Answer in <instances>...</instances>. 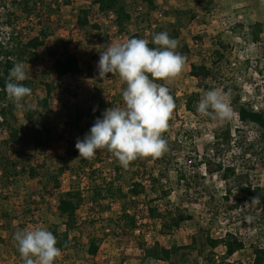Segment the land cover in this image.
Segmentation results:
<instances>
[{"label": "rangeland", "instance_id": "1", "mask_svg": "<svg viewBox=\"0 0 264 264\" xmlns=\"http://www.w3.org/2000/svg\"><path fill=\"white\" fill-rule=\"evenodd\" d=\"M72 1L74 3L69 9L79 11L85 3L91 5L94 0ZM142 1L139 0V2ZM231 1L217 0L212 11L208 13L200 7V4L207 5L208 0H156L157 9L156 11L152 10L151 15L154 19V27L157 26V22L165 26L172 25L177 22V16L181 17L182 38L179 40L176 51L186 57V63L181 76L168 85L176 105L174 109L175 125L171 126L173 133L189 129L203 131L204 136L198 140L195 149L199 154L204 155L208 149L214 148L217 137L223 131L231 129L235 138L242 142L243 148L239 149L236 146L232 153L219 160L227 164L242 165L240 172L245 176L244 180L248 191L242 194L235 192L234 196L246 199L245 204L253 210V208L261 209L257 189H260L264 197V155L260 161L259 157L252 156L251 152L247 157H244L246 153L243 149L253 146L264 153L262 142L264 130L253 124L244 125L239 121V110L234 106L232 96L239 95L241 104L246 105L252 111H256V106L259 107V111L264 110V3L249 7L244 5L247 3L246 0ZM44 2L49 4L51 0H44ZM178 11L181 15L178 14ZM97 12V8L92 12V21L97 27L85 29L80 28L76 21L70 18L66 8L58 12L51 27L52 32L48 45L42 51L44 58H41L39 63L25 67V71L30 77L28 80L33 82L32 95L28 97L26 106L19 110L18 126L10 132L0 130V161L3 155H6L10 160L20 163L19 168L11 169L12 174L8 175L9 180L2 178L4 171L0 170V189L3 190V194L0 195V211L11 210L19 214L23 206H29L34 210L33 215L28 219H18L14 223L13 227L19 231L32 230L35 227H44L49 230L48 224L57 225L62 231L64 220L59 217L57 212L60 201L69 191H72L73 197L78 200L80 194L82 195L87 190L88 185L84 186L86 182L80 183L78 189L72 188L73 181H71L69 171L59 178L57 187L43 188L37 180L38 171L32 172L30 167L36 163L35 161H42L44 157L37 158L34 155L28 138L23 146L16 143L15 140L18 136L25 137L26 130L30 131V128H26L28 125L26 115L30 107H36L35 103L38 98L45 94L44 85L56 88L51 100L52 108L48 115L42 117V112L37 110L40 111V116L35 117L32 126L50 134V141L57 143L56 147L49 150L53 164L50 170L53 171L61 165L60 155H64L62 150L66 151L64 145L65 142L67 143L64 134H74L73 126L68 127L66 124L68 122L66 109L74 103L81 105L84 109L94 105L92 104L94 102L92 95L95 92V82L99 78L97 65L100 51L109 45L105 44L109 43L106 40L108 37L114 39L112 43L121 42L117 40L115 19ZM0 13L3 12L0 10ZM6 15L8 14L5 13ZM135 17L131 23V34L127 39H142L144 31L147 35L151 33L150 26L145 21L146 17L138 13H135ZM45 25L42 21L35 19L33 22H25L20 26V30L15 32L19 33L22 29L28 35L32 31L30 29L34 30L36 26L45 27ZM252 28L255 29V33L248 36ZM256 38L260 39L259 42L256 41ZM217 39L232 46V50H227V59L217 67L218 77L216 81L210 82L209 91L219 89L224 94L225 102L229 104L232 111V117L227 121L200 116L197 106L203 93L207 91L203 90L198 80L191 76V65L200 64L202 61L198 55L202 54L205 59L209 58ZM67 40L72 41V44L64 47L63 53H75L82 62L84 74L79 75L75 80H69L68 83L63 82L62 85H59L55 76L45 77L44 74L51 63L48 54L50 49L57 43L64 46V42ZM184 45L193 51L194 56L184 52ZM115 77L119 79L118 76L115 75ZM106 83V89L114 96L121 90L120 80L118 82L107 80ZM196 93H200L201 96L193 99L192 97ZM66 129L68 132L65 131ZM196 156L197 154L193 155L187 160V163L183 161L180 167H172L168 184V187L173 189L172 194L163 202V208L167 205L179 208L188 215L187 222L169 236H163L160 233L158 221L152 222L150 228L142 232L140 239L147 242L149 246L170 250L173 246L190 245L193 237H197L200 242H206L208 234L212 237H219L223 231L231 227L233 232L247 244L246 250L236 254L231 259V263L258 264L254 249L257 247L260 252L264 251V236L253 226L254 219L246 217L244 214L246 210L235 214L231 221L227 207L232 204L233 199L229 200L227 204L223 200L227 189L223 179L219 176H210L205 173V169L202 170L204 173L200 179H194L197 169L195 167H198L199 164V160H195ZM252 158H255V161H252ZM24 161L27 163L26 166L23 165ZM97 169L94 170L93 181L96 179L99 183H104L114 179L115 171L113 172L112 167L107 169L100 166ZM16 172L21 174V178L17 182L13 176ZM7 183L8 186H6ZM254 198L258 199L252 201ZM119 211V206L116 205L114 211L102 216V220L97 221L98 223L93 227L91 226L92 220H99V218L95 214L96 211L91 213L88 204L79 215L83 233L81 242L86 246L78 247L80 253L76 250H60L61 254L57 259L65 264H141L140 251L135 245H127L113 236L103 243L96 259L91 258L87 253L86 239L88 236L96 231H100L101 235V232L105 230L103 227L107 225L106 220L112 216L116 217ZM7 229V222L0 216V236L9 237ZM216 252L223 255L225 250L218 248ZM196 256V254L192 255L181 264H206L203 259ZM0 264H23V261L20 255H14L10 246L5 245L0 249Z\"/></svg>", "mask_w": 264, "mask_h": 264}, {"label": "trees", "instance_id": "2", "mask_svg": "<svg viewBox=\"0 0 264 264\" xmlns=\"http://www.w3.org/2000/svg\"><path fill=\"white\" fill-rule=\"evenodd\" d=\"M216 2L217 0H208L207 5L200 4V7L210 13ZM8 3L9 0H0L1 6L6 7ZM10 3L11 7L8 13L10 18L5 25L20 27L25 22H33L35 19L46 25L45 27L36 26L34 30L33 28L30 29L32 31L28 35L22 29L19 33L13 32L6 45L0 44V58H2L0 59V130L3 132H10L17 128L19 110L24 108L28 101V97H26L23 106L17 107L8 100L5 84L9 71L16 62H22L26 67L32 66L41 60L43 48L47 47L51 37V27L61 9L66 8L70 18L76 19V24L82 29L97 27L91 17V13L96 8L97 13L106 17L114 15L118 26L117 35L124 37L129 35L130 24L136 18L135 13L142 14L143 17H146L145 21L149 24L151 30L148 35L144 31L142 39L148 40L149 47L153 48L156 47L152 43V37L155 34L167 32L172 39L179 41L182 38L181 17L177 16V22L172 25L165 26L157 22V26L154 27L151 11L157 9L156 0H143L142 2H139V0H94L91 5L85 3L77 13L75 9H69L74 3L72 0H51L49 4H46L44 0H12ZM178 14L181 15L180 11H178ZM106 40L110 42L112 39L108 37ZM259 40V38H256V41L259 42ZM60 44L57 43L50 49L49 53L54 58V63L51 68L45 71L44 76L52 77L55 75L57 77L56 82L62 85L66 76L71 74L83 75L84 73L80 60L75 54L63 53V48L71 45L72 41H65L64 46ZM183 50L194 56L193 51L189 50L187 45L183 46ZM227 50L231 51L232 46L227 45L221 39H217L209 58L205 59L202 54L198 55L202 61L199 65H192L191 76L198 80L203 90L209 91L210 82L217 80V67L227 59ZM106 78L104 80L98 78L95 82V92L92 98L97 104L96 110L93 107L84 109L76 103L67 105L66 118L68 122L66 124H68V127L73 126L74 134H64L67 143L62 144L66 147V153L60 155L59 160L62 163L55 170H50L53 165L49 154L52 142L50 141V134L44 133L32 125L35 117L40 116V111L43 114L42 117L48 115L56 88L47 84L44 85L45 94L37 100V108L40 111L29 109L26 115L28 120L26 128H30V131L26 130L25 137L18 136L15 140L16 143L23 146L26 138H28L34 155L37 158L44 157L42 161H35L36 163L30 167L32 172L38 171L37 180L43 188L57 187L59 178L66 171L70 172L73 189H78V185L83 182H86L84 183L85 187L88 185L86 192L80 194L78 200L73 197L72 191H69L60 201L57 212L59 217L65 220L64 228L60 231L59 226L48 224L49 231L56 237V246L61 251L76 250L80 253L78 247L86 246L81 242L83 233L80 226V212L89 204L91 213L96 211L95 214L99 218V220H92L91 226L95 227L97 221H100L101 217L107 213L114 211V207L117 205L120 209L118 215L106 220L107 225L103 227L105 230L101 232V235L100 231H96L86 239L88 244L87 253L91 258L96 259L103 243L113 236L127 245L134 244L140 251L141 264H181L194 254L197 255V258L203 259L206 264H232L231 259L236 254L246 250L247 244L233 232L231 227L223 231V234L219 237H212L208 234L206 242H200L197 237H193L190 245L184 247L173 246L170 250L149 246L147 242L140 239V236L155 221L160 223V233L163 236L172 235L177 228H181L187 222L188 215L179 208H172L168 205L163 208V202L170 198L172 194L173 189L168 187L172 167H180L183 161L187 163V160L195 154H197L195 160H199V164L198 167H195L197 169L195 170L194 179H200L204 173L202 172L203 169L210 176H219L223 179L227 185L226 196L223 197V200L227 204L229 200L233 199L232 204L227 207L231 221H233L232 218L235 217V214L246 210L244 212L246 217L254 219L253 226L264 236V197L260 189H257V192L261 209H249L248 205L245 204L246 199L234 196L235 192L242 194L248 191V187L245 185V176L240 172V166L242 165H238V163L227 164L219 160L232 153L236 146L239 149L243 148L242 142L236 140L233 131L228 129L217 137L212 150L208 149L204 155H201L195 148L198 140L204 136L203 131L189 129L174 134L171 129L175 125L173 111L168 130L163 134V138L168 144V151L154 162L149 163L147 160L138 159L125 170L107 151H99L91 160L79 158V152L75 147L77 140H83L85 135L90 133L95 121L102 119L103 113L107 109L123 106L122 91L126 85L121 83V91L113 96L108 92L105 84L107 80L118 82L119 79L112 74H108ZM22 83L30 88L33 86V82L29 80ZM158 83L161 82L158 81ZM200 96V93H196L192 98H199ZM232 97L234 98L232 100L234 106L239 110V121L244 125L253 124L264 130V110L252 111L246 105L241 104L239 95H233ZM67 130L65 131L68 132ZM262 142L264 144V135ZM243 151L246 153L245 156L243 155L244 157H247L251 152L252 156L259 157V160L264 155L262 151L253 146L247 147ZM191 162L193 163V161ZM23 165L26 166L27 163L24 161ZM100 166L107 169L112 167L113 172L115 171L114 179L104 183H99L96 179L93 181L94 170H98L97 168H100ZM19 167L20 163L3 155L0 161V170L4 171L2 178L9 180L8 175L12 174L11 169ZM13 176L15 182L21 178L19 172H16ZM6 186H8V183ZM33 213L34 210L29 206H23L19 214L11 210L0 211V216L8 224L7 231L10 234L7 238L0 236V249L8 245L12 248L14 255H20L14 240V235L19 230L13 226L18 219H28ZM218 248L225 250L223 255L216 252ZM254 252L258 264H264V251L260 252L256 247ZM55 264L65 263L56 259Z\"/></svg>", "mask_w": 264, "mask_h": 264}, {"label": "clouds", "instance_id": "3", "mask_svg": "<svg viewBox=\"0 0 264 264\" xmlns=\"http://www.w3.org/2000/svg\"><path fill=\"white\" fill-rule=\"evenodd\" d=\"M152 43L156 47H149L148 40L132 38L111 42L100 51L99 78L116 75L126 85L122 91L123 106L107 109L90 133L77 140L79 158L91 160L97 151H107L127 170L138 159L151 163L168 151L163 134L176 105L167 85L181 76L186 57L176 51L179 41L167 32L155 34ZM29 78L22 62H16L9 71L5 91L17 107H22L25 98L32 95V89L22 83ZM197 112L201 117L220 121L232 117L219 89L203 93ZM14 240L23 264H55L61 254L56 237L44 227L17 231Z\"/></svg>", "mask_w": 264, "mask_h": 264}, {"label": "built area", "instance_id": "4", "mask_svg": "<svg viewBox=\"0 0 264 264\" xmlns=\"http://www.w3.org/2000/svg\"><path fill=\"white\" fill-rule=\"evenodd\" d=\"M12 0H9V3H8V5L6 6V7H4V6H1L0 5V10L3 12V13H0V44H4V45H6L8 42H9V40H10V38H11V35L13 34V32H15L16 30H20V27L19 26H12V27H10L9 25H5V23L9 20V8L11 7V2ZM6 11V12H5ZM5 13H7L8 15H6L5 16ZM113 18H115L114 17V15H111ZM255 33V29H250V31H249V35L248 36H251V35H253ZM118 36V35H117ZM127 39V37H124V36H122V35H120V36H118L117 37V40H119V41H125ZM35 67V66H34ZM43 95V94H42ZM41 95V96H42ZM36 104H37V102H36ZM52 104V103H51ZM51 108H52V106H51ZM37 110H39L37 107H36V111ZM255 110L256 111H259V107L258 106H256L255 107ZM237 140V139H236ZM233 144H235V143H233ZM57 146V143L55 142V141H53V142H51V145H50V148H49V150L51 151L54 147H56ZM64 153L63 154H65L66 153V151H64V150H62ZM252 161H255V158H252ZM260 161V160H259ZM258 164V163H257ZM3 194V190L2 189H0V195H2Z\"/></svg>", "mask_w": 264, "mask_h": 264}, {"label": "crops", "instance_id": "5", "mask_svg": "<svg viewBox=\"0 0 264 264\" xmlns=\"http://www.w3.org/2000/svg\"><path fill=\"white\" fill-rule=\"evenodd\" d=\"M234 0H232L231 2H233ZM247 1V3H245L244 5L245 6H249V7H254V5H256V6H259V5H261V4H263L264 3V0H246ZM78 11H76V13H77ZM91 17H92V13H91ZM109 17H111V18H113L111 15L109 16ZM108 17V18H109ZM74 19V18H73ZM115 19V24H114V26H116V28H115V31H116V34H117V31H118V26H117V22H116V18H114ZM74 21H76V19H74ZM259 22H260V20H259ZM88 28V27H87ZM90 28V27H89ZM264 29V28H263ZM264 33V32H263ZM130 34H131V24H130V27H129V35L128 36H130ZM127 36V37H128ZM112 40L109 42V43H105L106 45L107 44H110L112 41H114V39L112 38V37H110ZM45 48H43V50H44ZM50 52V51H49ZM49 54V58H50V60H51V63H50V66H49V68H51L52 66H53V63H54V58H52L51 56H50V53H48ZM73 54H75V53H73ZM76 55V54H75ZM77 56V55H76ZM78 57V56H77ZM41 58H44L43 56H41ZM78 59L80 60V58L78 57ZM40 62V61H39ZM38 62V63H39ZM80 63H81V65H82V62L80 61ZM200 63H201V61H200ZM192 65H199V63H195V64H192ZM192 65H191V69H192ZM82 69H83V67H82ZM55 76V75H54ZM79 77V75H73V74H71V75H68V76H66L65 78H64V80H63V82H65V83H68L67 81H69V80H75V79H77ZM55 78L57 79V77L55 76ZM107 84V83H106ZM105 84V85H106ZM117 84V83H116ZM118 86H120L119 85V83H118ZM121 91V90H120ZM120 91H118V93L120 92ZM111 94H112V92H110ZM114 96V95H113ZM91 98V97H90ZM36 104V103H35ZM92 104H94V105H92V107L96 110L97 109V104L95 103V102H92ZM36 107H37V104H36ZM36 107H30L29 109H35L36 110ZM65 221V220H64ZM5 232H6V230H5ZM8 232V231H7Z\"/></svg>", "mask_w": 264, "mask_h": 264}]
</instances>
